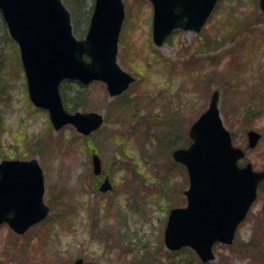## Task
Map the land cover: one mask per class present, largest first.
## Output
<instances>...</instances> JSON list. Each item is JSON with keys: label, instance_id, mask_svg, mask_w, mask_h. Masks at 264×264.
Segmentation results:
<instances>
[{"label": "rangeland", "instance_id": "rangeland-1", "mask_svg": "<svg viewBox=\"0 0 264 264\" xmlns=\"http://www.w3.org/2000/svg\"><path fill=\"white\" fill-rule=\"evenodd\" d=\"M122 1L117 62L134 81L117 97L98 81L60 87L68 111L102 115L88 137L71 125L54 131L47 112L31 104L18 47L0 16V161L37 159L50 209L22 236L0 226V264H199L191 250L168 251L163 230L169 210L186 204V171L170 152L190 143L189 126L214 90L233 145L245 151L239 165L264 170V16L257 0H220L198 35L174 31L161 48L152 42L151 4ZM93 2L63 0L77 38ZM249 130L261 134L254 148ZM92 154L100 158V178ZM105 175L112 190L99 193ZM215 255L210 264H264V182L234 244L215 247Z\"/></svg>", "mask_w": 264, "mask_h": 264}, {"label": "water", "instance_id": "water-1", "mask_svg": "<svg viewBox=\"0 0 264 264\" xmlns=\"http://www.w3.org/2000/svg\"><path fill=\"white\" fill-rule=\"evenodd\" d=\"M152 4V40L161 47L174 30L198 33L217 0H148ZM264 12V0H259ZM0 13L9 36L16 42L26 77L28 98L36 108L48 111L53 129L72 125L88 136L103 124L96 112L70 113L63 107L59 86L63 81L105 84L110 97L123 93L133 78L117 62L118 39L124 19L122 0H94L87 31L82 39L72 32L70 15L61 0H0ZM214 90L208 107L191 124L187 148L175 149L171 157L188 174L184 191L187 205L170 210L164 228V245L170 251L188 247L202 263L215 258L217 242L230 245L238 224L256 199L264 170L250 163L239 166L242 149L232 144L218 109ZM247 145L254 148L260 133L249 130ZM94 175L101 162L92 156ZM111 190L106 177L99 187ZM43 175L37 159L0 162V225L24 234L42 221L49 208L43 201ZM72 264H96L77 258Z\"/></svg>", "mask_w": 264, "mask_h": 264}, {"label": "trees", "instance_id": "trees-1", "mask_svg": "<svg viewBox=\"0 0 264 264\" xmlns=\"http://www.w3.org/2000/svg\"><path fill=\"white\" fill-rule=\"evenodd\" d=\"M75 24H76V21L74 20V31H75V33L78 35V34L81 33V32L76 28V25H75ZM200 51H204V48H201ZM77 105H78V104H77ZM73 108L75 109V107H73ZM252 108H253V107L250 108V111L252 110ZM1 125H2V123H1ZM245 245H246V244H245ZM245 245H244V246H245ZM181 252L189 253L188 250H182Z\"/></svg>", "mask_w": 264, "mask_h": 264}, {"label": "flooded vegetation", "instance_id": "flooded-vegetation-1", "mask_svg": "<svg viewBox=\"0 0 264 264\" xmlns=\"http://www.w3.org/2000/svg\"><path fill=\"white\" fill-rule=\"evenodd\" d=\"M219 1L220 0H217V2H216V4H215V7L217 6V4L219 3ZM257 7H258V9H259V0H257ZM215 9V8H214ZM260 10V9H259ZM260 13L264 16V13L263 12H261L260 11ZM95 177H97V176H95ZM101 176H99L98 178H100ZM103 180V179H102ZM101 183V181L98 183V186H99V184ZM97 189H98V187H97Z\"/></svg>", "mask_w": 264, "mask_h": 264}]
</instances>
